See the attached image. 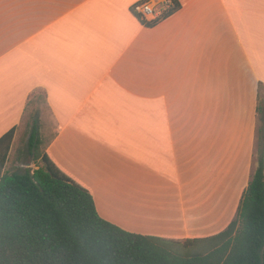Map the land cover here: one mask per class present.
<instances>
[{
  "label": "crops",
  "instance_id": "obj_1",
  "mask_svg": "<svg viewBox=\"0 0 264 264\" xmlns=\"http://www.w3.org/2000/svg\"><path fill=\"white\" fill-rule=\"evenodd\" d=\"M139 1L0 0V138L42 92L44 154L102 220L213 236L252 172L264 0H179L152 28Z\"/></svg>",
  "mask_w": 264,
  "mask_h": 264
},
{
  "label": "trees",
  "instance_id": "obj_2",
  "mask_svg": "<svg viewBox=\"0 0 264 264\" xmlns=\"http://www.w3.org/2000/svg\"><path fill=\"white\" fill-rule=\"evenodd\" d=\"M136 18L147 28L159 21ZM14 134L15 128L0 138V264H264L262 84L256 105L254 169L234 218L223 231L209 237L141 236L102 220L90 193L38 151L41 140L36 119L26 153L41 165L35 170L5 171Z\"/></svg>",
  "mask_w": 264,
  "mask_h": 264
},
{
  "label": "rangeland",
  "instance_id": "obj_3",
  "mask_svg": "<svg viewBox=\"0 0 264 264\" xmlns=\"http://www.w3.org/2000/svg\"><path fill=\"white\" fill-rule=\"evenodd\" d=\"M177 1L179 5V0ZM161 18L163 17H160L157 20H160ZM43 98L44 95L42 94V92H37L34 96V103H30V105H28L22 124L18 128L16 135L14 134L15 137L13 138L4 167L5 171H24L25 169L35 170L38 166L41 165L40 161L38 159H33V155H28L26 153V150L33 125V119H36L38 124V132L41 140V143L38 146V151L40 152V154L44 153V148L50 137V134H46L48 126L44 124L45 117L48 118L49 114L48 109L43 105ZM253 169L254 163L252 165V170Z\"/></svg>",
  "mask_w": 264,
  "mask_h": 264
},
{
  "label": "built area",
  "instance_id": "obj_4",
  "mask_svg": "<svg viewBox=\"0 0 264 264\" xmlns=\"http://www.w3.org/2000/svg\"><path fill=\"white\" fill-rule=\"evenodd\" d=\"M177 7V0H141L131 7V12L144 22H152L166 16Z\"/></svg>",
  "mask_w": 264,
  "mask_h": 264
}]
</instances>
